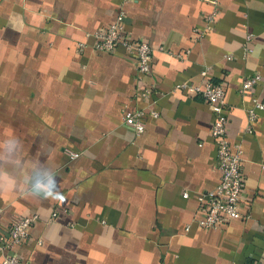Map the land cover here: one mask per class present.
Segmentation results:
<instances>
[{
	"label": "crops",
	"instance_id": "1",
	"mask_svg": "<svg viewBox=\"0 0 264 264\" xmlns=\"http://www.w3.org/2000/svg\"><path fill=\"white\" fill-rule=\"evenodd\" d=\"M217 7L207 29L210 0H0V230L39 215L8 253L32 264H264V111L253 123L247 112L264 83L239 92L264 77V0ZM121 10L126 31L156 47L141 78L123 46L94 47ZM207 82L226 87L229 138L244 150V216L218 229L199 225L200 196L221 180L215 115L177 88ZM138 109L141 133L123 120Z\"/></svg>",
	"mask_w": 264,
	"mask_h": 264
},
{
	"label": "built area",
	"instance_id": "2",
	"mask_svg": "<svg viewBox=\"0 0 264 264\" xmlns=\"http://www.w3.org/2000/svg\"><path fill=\"white\" fill-rule=\"evenodd\" d=\"M212 1L216 8L207 18L209 28L215 22L218 14L219 0ZM205 30L198 31V35H205ZM95 49L101 52H114L119 46L135 59L138 76L151 71L152 59L156 47L146 39H134L125 29V12L121 10L115 21L103 30L96 31ZM253 34L249 33L248 41ZM247 52L252 49L246 47ZM207 72L204 71L203 75ZM258 83H264V77L256 74L246 79L239 89L240 94H248L252 87ZM191 94L201 96L210 105L215 118L212 124V135L217 142V165L221 172V180L218 186L200 196L202 215L199 225L207 229H218L228 221L243 218L241 211L242 196L244 190L243 160L244 150L241 143H233L229 138V116L226 111L227 90L224 84L207 82L204 86L190 83H182L177 86ZM143 95L148 96L149 92ZM251 105L248 107V119L253 123L258 118V111H264V97L253 95ZM153 115L158 113L153 111ZM145 110H125L123 120L125 124L133 128L137 133L145 130ZM248 130H252L251 126ZM74 156H77L75 154ZM188 196V193L185 194ZM264 198V190L262 192ZM38 213L34 212L20 219L11 229L0 230V264H32L30 261L23 262L19 256L8 253L11 248L22 244L28 237L30 229L38 220Z\"/></svg>",
	"mask_w": 264,
	"mask_h": 264
}]
</instances>
